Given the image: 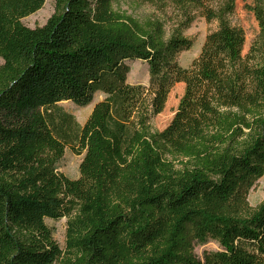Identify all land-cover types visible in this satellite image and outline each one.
<instances>
[{"label": "trees", "instance_id": "1", "mask_svg": "<svg viewBox=\"0 0 264 264\" xmlns=\"http://www.w3.org/2000/svg\"><path fill=\"white\" fill-rule=\"evenodd\" d=\"M45 1L0 0V264H264V200L248 203L264 175V0L245 54L224 16L236 0H155L176 12L169 35L117 0H55L44 25H25ZM193 8L219 24L184 67ZM131 60L148 83L127 80ZM177 83L175 114L154 130ZM97 92L83 124L59 105ZM66 147L83 154L76 178L58 171ZM64 217L62 248L46 219ZM210 239L219 248L197 256Z\"/></svg>", "mask_w": 264, "mask_h": 264}, {"label": "rangeland", "instance_id": "2", "mask_svg": "<svg viewBox=\"0 0 264 264\" xmlns=\"http://www.w3.org/2000/svg\"><path fill=\"white\" fill-rule=\"evenodd\" d=\"M229 0H213L208 6L215 9H225ZM252 0H236L235 7L232 12L226 13L224 16L231 25L243 28L246 35V43L243 53L249 52L252 45H255L259 35L258 22L250 10ZM116 10L125 13L135 19L143 21L145 19L154 18L165 21L167 35L170 34V29L173 24L172 18L176 17V12L171 3L155 0H117L114 4ZM56 1L46 0L42 8L35 13L22 19L23 23L29 27L42 26L46 23L49 17L55 12ZM191 14L194 21L191 26L185 30L184 34L192 41V46L182 51L178 55V62L188 67L192 61L199 55L202 44L206 35L218 27L219 21H208L204 16L202 9H191ZM2 60L0 59V64ZM130 72L127 75V80L131 83H148L149 73L148 66L140 60L128 61ZM184 83H177L171 90L164 110L156 115L152 120L154 130L165 128L172 120L177 109L179 100L184 92ZM103 93L97 92L92 104L87 106H78L71 101H62L59 105L66 111L72 113L76 121L83 124L90 115L93 105L98 100L102 99ZM83 158V154L75 153L70 147H66L64 154L58 160V171L65 175L76 178L79 175V166ZM264 200V175L257 180L256 184L251 188L248 194L249 211L257 208ZM67 217L59 220L46 219V223L53 230L55 240L64 248L66 245V229ZM219 246L214 240H208L205 244H198L195 247V253L201 257L205 250H215Z\"/></svg>", "mask_w": 264, "mask_h": 264}]
</instances>
